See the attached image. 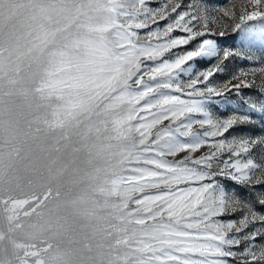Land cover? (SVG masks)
<instances>
[{"label":"snow or ice","instance_id":"6c2138e0","mask_svg":"<svg viewBox=\"0 0 264 264\" xmlns=\"http://www.w3.org/2000/svg\"><path fill=\"white\" fill-rule=\"evenodd\" d=\"M0 264H264V0H0Z\"/></svg>","mask_w":264,"mask_h":264},{"label":"rangeland","instance_id":"374dc122","mask_svg":"<svg viewBox=\"0 0 264 264\" xmlns=\"http://www.w3.org/2000/svg\"><path fill=\"white\" fill-rule=\"evenodd\" d=\"M212 2L230 8L233 3L239 4L240 0H212Z\"/></svg>","mask_w":264,"mask_h":264}]
</instances>
